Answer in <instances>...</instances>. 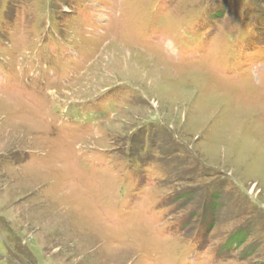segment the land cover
Listing matches in <instances>:
<instances>
[{"label":"rangeland","instance_id":"374dc122","mask_svg":"<svg viewBox=\"0 0 264 264\" xmlns=\"http://www.w3.org/2000/svg\"><path fill=\"white\" fill-rule=\"evenodd\" d=\"M0 264H264V0H0Z\"/></svg>","mask_w":264,"mask_h":264}]
</instances>
